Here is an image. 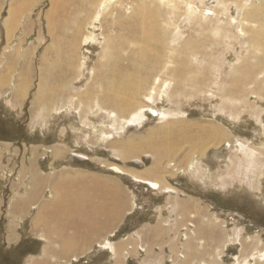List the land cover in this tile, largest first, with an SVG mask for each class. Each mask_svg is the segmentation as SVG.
<instances>
[{"label": "rangeland", "instance_id": "obj_1", "mask_svg": "<svg viewBox=\"0 0 264 264\" xmlns=\"http://www.w3.org/2000/svg\"><path fill=\"white\" fill-rule=\"evenodd\" d=\"M170 1L0 0V264H264V0Z\"/></svg>", "mask_w": 264, "mask_h": 264}, {"label": "bare ground", "instance_id": "obj_2", "mask_svg": "<svg viewBox=\"0 0 264 264\" xmlns=\"http://www.w3.org/2000/svg\"><path fill=\"white\" fill-rule=\"evenodd\" d=\"M53 1V0H52ZM99 3H101V4H105L104 3V1L105 2H107V0H97ZM169 1V0H168ZM170 2H172V0L170 1ZM111 3V2H110ZM142 3V2H141ZM53 5V4H52ZM57 5V2H56V4H54V8H55V10L58 8V6H56ZM147 7H149V5L148 4H144L143 5V8L141 9V11H142V13H141V15H140V17H141V20H142V25H144V27H146V28H150V30H144V33L147 35V36H149V37H151V38H154V33H155V30H156V22H155V15H154V13L156 14V11L155 10H151V9H149V8H147ZM110 8V7H109ZM109 8H106V9H109ZM260 8V7H259ZM111 10V9H110ZM158 13V12H157ZM246 16H247V14H246ZM257 16V15H256ZM14 17V16H13ZM249 17V16H248ZM248 17H246V18H248ZM153 19V20H152ZM157 19V18H156ZM249 19V18H248ZM247 19V20H248ZM253 21V20H252ZM112 22H114V21H112ZM254 24V23H253ZM53 27V26H52ZM129 27V26H128ZM79 29V28H78ZM116 29V28H115ZM131 31V30H130ZM54 33V32H53ZM119 35V34H118ZM121 35V34H120ZM145 35V36H146ZM81 36V35H80ZM130 36V35H129ZM145 36H143V37H145ZM258 36V35H257ZM149 37H147V38H149ZM147 38H145V40L147 39ZM147 40H149V39H147ZM121 41V40H120ZM124 41V40H123ZM154 43V42H153ZM125 44V43H124ZM151 44V43H150ZM149 47V46H148ZM152 47V46H151ZM146 49H147V46H146ZM153 52H154V50H152ZM104 52H106V51H104ZM148 52V51H147ZM158 52V51H157ZM149 53V52H148ZM151 53V52H150ZM106 54V53H105ZM108 56V55H107ZM155 56V55H154ZM110 57V56H109ZM148 57V56H147ZM154 58H156V59H158L159 60V58H160V56L159 55H156ZM143 59H144V57H143ZM151 59V58H150ZM149 59V60H150ZM152 59H153V57H152ZM149 60H147L148 62H149ZM143 62V61H142ZM120 65H118V67H119ZM121 67H123V66H121ZM115 82V81H114ZM114 82H111V83H114ZM118 85L121 87V86H124L123 84H122V82L119 80V83H118ZM110 88V87H109ZM113 90H112V92L114 91V90H116L117 88L116 87H114V88H112ZM110 90H111V88H110ZM118 90V89H117ZM112 97H115V96H112ZM137 105V107L136 108H141L142 106L140 105V103H138V104H136ZM150 110H152L151 112H152V114L153 113H157V116H160L161 114L159 113V112H157L156 110H153V109H150ZM141 111V110H140ZM150 173H154V171L153 170H151L150 171ZM138 178H139V176H137ZM137 177L135 176V179H137ZM134 178V177H133ZM141 179V178H140ZM145 182H147L148 183V185H150L152 188H158V187H160L161 185L159 184V182H157V181H150V180H146ZM161 183V182H160ZM168 189H170V187H167ZM63 189H65V188H63V185L62 184H58L57 185V187L55 188V191L57 192V197H58V202L56 203L57 205H56V207L51 211L50 210V208H49V206H48V208L47 209H45L44 210V212H48L49 213V215L51 214V212L52 213H57V212H59V211H61L62 209H63V204H62V201H61V197H62V199H63V195H62V192H63ZM62 191V192H61ZM67 194V193H66ZM62 195V196H61ZM85 194H83V193H81V194H79V195H77L76 197H74L73 199H71L70 200V202H69V205H67L68 207L66 208V210H65V212L66 213H62L63 215L61 216V219H62V221H64V219H68V221L69 220H71V221H75L76 222V224H77V226L75 227V230H77V229H79V230H81L82 229V227L83 226H86L85 225V223L86 222H89L90 221V219L92 218V216L94 215V213L96 212V210H97V208H98V204H97V202L95 201V199L93 198V197H87V196H84ZM61 196V197H60ZM66 197V196H65ZM54 202V201H53ZM46 206V207H47ZM55 205H51V207H54ZM65 209V208H64ZM77 214V215H76ZM54 215V214H53ZM59 215H61V214H59ZM38 221H41V222H43V223H46V225H47V223H52L51 222V220H50V218H46L45 216H43L42 214H40V217H39V220ZM53 221V220H52ZM66 221V220H65ZM68 221H66V222H68ZM93 222V221H92ZM62 223V222H61ZM60 223V224H61ZM74 223V222H73ZM60 224H58V226L60 225ZM75 224V225H76ZM63 225V223L61 224V226ZM72 226V225H71ZM74 226V225H73ZM60 227V226H59ZM63 227V226H62ZM61 227V228H62ZM65 228V227H64ZM72 229H74V228H72ZM51 231H52V229H50ZM54 230V229H53ZM56 230V229H55ZM60 230V232H63V230L62 229H59ZM59 230H58V232H59ZM74 230V231H75Z\"/></svg>", "mask_w": 264, "mask_h": 264}, {"label": "trees", "instance_id": "obj_3", "mask_svg": "<svg viewBox=\"0 0 264 264\" xmlns=\"http://www.w3.org/2000/svg\"><path fill=\"white\" fill-rule=\"evenodd\" d=\"M20 246H21V247H20ZM20 246H18L16 250L21 251V250H22V246H24V244H22V245H20Z\"/></svg>", "mask_w": 264, "mask_h": 264}, {"label": "water", "instance_id": "obj_4", "mask_svg": "<svg viewBox=\"0 0 264 264\" xmlns=\"http://www.w3.org/2000/svg\"><path fill=\"white\" fill-rule=\"evenodd\" d=\"M150 113V112H149ZM151 114V113H150ZM154 114V116H157V113H153ZM78 158H81L80 156H78Z\"/></svg>", "mask_w": 264, "mask_h": 264}]
</instances>
